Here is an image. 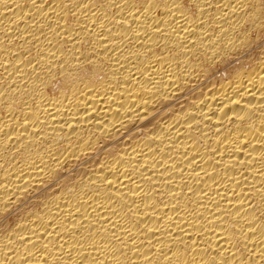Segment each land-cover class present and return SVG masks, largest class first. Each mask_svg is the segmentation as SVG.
<instances>
[{"label":"bare ground","instance_id":"1","mask_svg":"<svg viewBox=\"0 0 264 264\" xmlns=\"http://www.w3.org/2000/svg\"><path fill=\"white\" fill-rule=\"evenodd\" d=\"M0 264H264V0H0Z\"/></svg>","mask_w":264,"mask_h":264}]
</instances>
